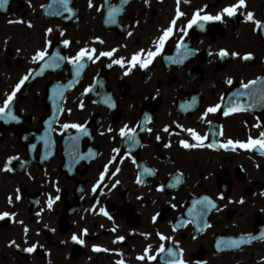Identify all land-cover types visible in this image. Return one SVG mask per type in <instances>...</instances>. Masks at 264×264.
<instances>
[{
    "label": "flooded vegetation",
    "instance_id": "af4514ba",
    "mask_svg": "<svg viewBox=\"0 0 264 264\" xmlns=\"http://www.w3.org/2000/svg\"><path fill=\"white\" fill-rule=\"evenodd\" d=\"M236 3L237 0H180L179 4L177 0H147V3L145 0H127V3L124 0H68L71 11H66L60 0H8L0 8V106L15 92L10 111L24 128L40 126L41 117L53 108L52 102L45 101L48 80H64L72 64L68 63L54 76L47 75L34 82L33 74L44 60H34L35 53L43 50L49 54L54 49L56 56L59 46H63L70 59L82 48L95 49L93 59L86 58L81 81L67 95L64 113L56 127L59 168L50 164L46 167L32 165L25 173L4 170L11 160H27V146L31 145L23 143L15 130L6 132L0 140V213L15 214L11 220L0 219V231L10 228V239H14L17 219L23 220L19 221L17 230L21 238L15 243L19 247L8 246V239H0V264H76L89 255L85 249L83 257H78L64 243L63 237L84 224V220L65 225L59 220V199H55L59 197L61 154L66 155L69 164L74 159L68 157L73 153L63 150L60 144L65 133L74 129H63L65 123L90 127L91 137L88 132L81 131L73 139L72 148L79 151L97 149L96 159L89 166L80 167L83 173L68 178L69 186H76L80 176L85 178L78 186L83 189L89 186L107 159H113V164L105 181L119 168L124 238L120 250L126 263L139 264L134 258L144 254L147 248L157 252L154 264H168L172 259L182 260L184 264H264V240L257 237L262 228L264 231V156L258 155L256 148L249 150L235 144L227 148L220 146L228 139L247 142L250 137L259 138L264 132V114L257 115L253 106L225 115L222 106L216 113L205 115L207 108L221 103V97L232 87L257 78L256 64L264 56V43L257 37L258 27L246 19V13L252 12L253 20L262 21V15L256 14V6L263 7L264 0H245V7L238 8L233 17L223 14L220 21H200L203 28L197 24L186 29V34L178 31L186 28L188 20L197 12L202 16H214ZM177 8L184 13L179 18L175 15ZM173 19H176L173 35L147 68L137 64L125 75L127 63L124 68L112 63L121 58L128 61L141 49L145 53L154 51L159 36ZM181 37L184 47L177 51ZM64 40L69 44L65 45ZM112 49L116 51L111 57L97 59L100 52ZM187 50L191 53L185 55ZM221 50L228 54L221 56ZM247 53L254 59L251 64L249 59L243 58ZM146 58V55L141 57ZM176 60L181 62L175 63ZM25 76L28 79L23 87L16 89ZM228 79L233 80L231 85L226 82ZM86 88L90 90L85 92ZM92 90L97 93L95 97ZM110 95L116 104L115 111L109 106L113 104ZM252 104L255 105V101ZM125 125L137 126L140 145L127 144V139L119 135V129ZM165 127L168 131H164ZM149 128L150 134L143 139L142 133ZM189 128L205 139L202 142L194 140L185 131ZM181 140L197 146L181 149ZM201 143L203 147L199 146ZM209 144L212 147H208ZM116 145L120 152L126 147L137 150L142 145L135 157L151 165L156 176L138 183L136 177L142 163L127 164L125 161L129 158L113 151L118 149ZM177 173L183 175L184 188L189 194H209L216 204V208L196 207L198 220L187 218V224L179 229H175V220L180 200L176 193L165 188ZM136 186L153 189L152 200L140 199L144 195H138ZM222 186L229 187V198H220ZM129 187L135 190L133 197L142 208L130 211ZM17 196L20 198L16 199ZM34 196L39 198L35 207ZM50 198L54 202L49 209ZM21 205L27 214L24 210H16ZM152 214L158 217L155 227L149 222ZM240 232L253 235L254 240L242 249L225 248L222 239L238 237ZM158 234L165 237L163 243L157 240ZM84 238L95 241L88 234ZM36 241L41 248L53 251L54 261L47 262L40 248L33 255L23 250L27 242L31 246ZM161 245L165 249L163 252L159 251ZM169 249L173 256L169 255ZM102 260L104 264H115L111 258ZM140 264L148 263L144 260Z\"/></svg>",
    "mask_w": 264,
    "mask_h": 264
},
{
    "label": "snow or ice",
    "instance_id": "6c2138e0",
    "mask_svg": "<svg viewBox=\"0 0 264 264\" xmlns=\"http://www.w3.org/2000/svg\"><path fill=\"white\" fill-rule=\"evenodd\" d=\"M8 0H0V8H3V6L5 4H7ZM125 3H127V0H124ZM180 0H177V4H179ZM60 3L63 4L64 6V9L66 11H71V9L68 8V0H60ZM145 3H147V0H145ZM89 6L91 7V4H89ZM245 7V0H237V3L236 4H233L231 6H227L225 8L222 9L221 13H218L216 15H200L199 12L193 14L192 18L190 20H188L187 22V26L186 28H180L178 29V31L180 32H183L186 34V29H190L193 27V25H197L199 24V27L203 28V24L202 23H199L200 21H220L222 19V15L223 14H226L228 17H233L234 15H236V10L238 8H243ZM176 18H179L181 16L184 15V13L180 12L179 9L177 8V11H176ZM246 19L248 21H252L258 28H260L261 30H264V23H262L261 21L259 20H253V13L252 12H247L246 13ZM13 21H9V23H12ZM22 22V21H21ZM176 25V19H173L171 22H170V26L165 28L163 30V33L162 35L159 36L158 38V42L156 44V47H155V50L154 51H148L147 53L144 52L143 49H141L139 52L137 53H134L132 56H131V59L128 60V61H124L123 58L121 59H117V60H113L112 63L114 64H118L121 68H124L125 67V63H127L129 65L128 69H126L125 71V75L128 74V72L131 71V69L133 67H136L137 64H139V66L141 68H147L153 61V58L157 55H159L164 47V44L165 42L173 35V28L174 26ZM49 32H51V29H48ZM129 35H131V33H129ZM63 43L65 45H68L69 44V41L67 40H64ZM102 43V41H101ZM184 47L183 45V37H181V40L180 42L177 43V51L180 50V48ZM116 50L115 49H112L111 51H107V52H100L99 53V56H97V59H99V57L103 56V57H111L113 52H115ZM95 52V49H91L90 51H86L85 49H81L74 57L72 58H67V57H64V56H59L58 54L56 56L53 57V62H55L56 60H65V59H68L69 63H72L75 65L76 67V72L77 74H79V71L80 69L83 68V64L81 63L82 61V58L87 56V58L89 60H92L93 57H92V53ZM191 53V50H187V52L185 53V55L187 54H190ZM228 53L224 50H221L220 52V55L221 56H224V55H227ZM47 55V53L43 50H39L35 53L33 59L34 60H43L45 58V56ZM142 55H146V59H141ZM233 56L237 55L236 53H232ZM249 55H245L243 58L244 59H249ZM171 59V58H170ZM175 63H179L181 62L180 60H176L174 61ZM109 67H111V65H109ZM28 79V76H25L24 78H22L20 80V82L15 86L16 89H19L21 87V85L24 84L25 80ZM260 81V78H257L256 80H250L248 81L247 83H242L241 84V88L242 89H245V90H249V91H242V92H238L236 93V97L239 98L241 96H247L250 98V100H255V98L257 97V94L259 93L260 94V99L261 100H264V88L262 89H257L256 88V85L258 84V82ZM229 85H231L233 83V80L232 79H228L226 81ZM90 89L86 88L85 89V92H88ZM14 96H15V92H12L11 94H9L3 101V106H0V118H8V119H11V120H16L17 117L12 115L11 114V111H10V107H11V104H12V101L14 99ZM223 99V98H222ZM107 103V101H106ZM230 104H232L233 102L232 101H229ZM110 107H114L115 105L114 104H110L109 105ZM249 107H253L255 106L254 104H249L248 105ZM81 107H83V105L81 104ZM221 107L220 104H216L214 106H210L207 108L206 110V113L205 115H207V113H215L219 108ZM232 111H241V110H244L243 109V106L242 105H239V104H236L232 107L231 109ZM225 115H228V111L226 110L224 112ZM177 127H181L180 125H177ZM256 127H259V125H256ZM62 128L63 129H68V128H75V129H81L83 130L84 129V126L81 125V124H67L65 123L64 125H62ZM109 131H111V129H109ZM135 128H129L127 125H125L124 127L120 128L119 129V135L122 137V138H126L129 142H135ZM147 131H151V129H147ZM164 131H168V128L165 127ZM185 131H187L189 133V135L194 139V140H197V141H203L205 139V137L203 136H200L198 135L193 129H185ZM157 139H159V136H157ZM180 144L184 147V148H192V147H196L197 145L195 144H190L188 143L187 141H184V140H181L180 141ZM238 145L240 148H244V149H253V148H256L257 146L264 150V132H261L260 133V137L259 138H249L247 140V142H241V141H232L231 139H228L227 142L225 144H222L221 147H224V148H227L228 146L230 145ZM200 147H203L204 144L201 143L199 145ZM208 147H212L211 144L207 145ZM114 152H118L119 150L118 149H113ZM4 170H8V171H11V168L8 167L7 164H5V169ZM105 171H107V165L105 166ZM116 172L119 171V168H117L115 170ZM115 173H113L114 175ZM105 179V173L104 172H101L100 174V177H99V180L97 182V185L93 187L92 191L95 192L97 190V187L99 186V184ZM138 183L140 182L139 180L137 181ZM116 183H119V181H117ZM113 187H115V184L113 185ZM20 197L17 196L16 199H19ZM55 199H59V197H56ZM204 201L206 202L205 203V208H216V204L212 202V200L208 199V197H204ZM53 199L50 198L48 200V208L50 209L52 207V204H53ZM242 202V201H241ZM8 203L11 204L12 203V200H11V197L8 198ZM100 211L105 215V216H108V213L103 209L101 208ZM15 214H10L9 212H3V213H0V219H4L5 217H10V216H14ZM109 219H111V217H109ZM155 219V217L153 218ZM25 233L27 232V228L24 229ZM85 233H86V230H84ZM71 239L74 241V242H77V243H83V240L81 239H78V237L73 234V236L71 237ZM119 240H123V237H119L118 238ZM161 240H164L165 237L164 236H161L160 237ZM14 246L16 247H19L18 245H15V242H11ZM233 244H235L236 242L233 241L232 242ZM36 248V245L33 244L32 246L30 247H27L25 249H23L24 251L26 252H29L31 253L32 251H34V249ZM94 250L95 251H100L101 249L99 247H96L94 246ZM165 249H164V246L161 245L160 246V249L159 251L160 252H163ZM148 249L146 248L145 249V255H141L140 257H138L139 259L141 260H144L145 259V256H147V259L148 260H154L155 257L154 256H151V255H147L148 253ZM169 252V255L170 256H173V252L171 249L168 250ZM119 264H123V262H119ZM168 264H184V262L182 260H178V259H172L170 261H168Z\"/></svg>",
    "mask_w": 264,
    "mask_h": 264
}]
</instances>
